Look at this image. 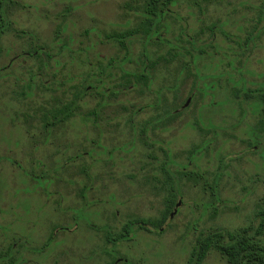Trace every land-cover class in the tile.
I'll return each mask as SVG.
<instances>
[{
    "label": "rangeland",
    "instance_id": "obj_1",
    "mask_svg": "<svg viewBox=\"0 0 264 264\" xmlns=\"http://www.w3.org/2000/svg\"><path fill=\"white\" fill-rule=\"evenodd\" d=\"M165 1H7L0 264H186L258 225L264 0Z\"/></svg>",
    "mask_w": 264,
    "mask_h": 264
},
{
    "label": "trees",
    "instance_id": "obj_2",
    "mask_svg": "<svg viewBox=\"0 0 264 264\" xmlns=\"http://www.w3.org/2000/svg\"><path fill=\"white\" fill-rule=\"evenodd\" d=\"M9 0H0V35L6 29V4ZM162 0H150V6L157 8ZM170 4H174V0H166ZM165 1V2H166ZM164 2V3H165ZM59 34V33H58ZM130 32L114 34L110 38H120L121 46L127 50L126 37ZM261 104H263L264 113V94H261ZM64 114L63 111H60ZM45 114L44 119L46 118ZM49 118V117H47ZM142 222L135 220L127 223L113 242L129 241L133 227L140 225ZM154 223V222H153ZM157 225V224H154ZM264 234V210L260 212L259 223L255 226H249L239 229L234 233L227 230H214L209 233L202 234L197 241L191 257L186 264H203L211 251L219 253L227 260V264H264V243L261 236Z\"/></svg>",
    "mask_w": 264,
    "mask_h": 264
},
{
    "label": "flooded vegetation",
    "instance_id": "obj_3",
    "mask_svg": "<svg viewBox=\"0 0 264 264\" xmlns=\"http://www.w3.org/2000/svg\"><path fill=\"white\" fill-rule=\"evenodd\" d=\"M164 4V3H163ZM156 9L157 8H151L150 10H148V14H149V16L151 17V16H153V14L156 12ZM158 11V10H157ZM161 12H163V10H161ZM133 36V35H132ZM48 114V113H47ZM167 117H169L168 116V114H166L165 116H163V119L162 120H159V121H157V124H161V125H164L166 122H167ZM55 121H48L47 122V124H53ZM84 191V190H83ZM4 203V202H3ZM5 205H7V202H5L4 203ZM78 218V217H77ZM166 218H167V214H164V216L162 217V219L161 220H159V224L160 225H162L163 223H164V221L166 220ZM135 220H138V221H140V222H142L140 225H136L135 227H133V231H132V233H131V235H130V239H132V236H133V232H134V230H135V228H137V229H139V230H144V231H148V230H150L151 228H149V227H152L153 229L154 228H156L155 226H158V225H153V220H145V219H134V220H129L127 223H129L130 221H135ZM126 223V224H127ZM125 224V225H126ZM125 225L123 226V228H122V230L121 231H123V229H124V227H125ZM150 231H152V229L150 230ZM121 234V233H120ZM111 235V234H110ZM112 237V236H111ZM118 236H113V238H112V240H114V239H116Z\"/></svg>",
    "mask_w": 264,
    "mask_h": 264
}]
</instances>
